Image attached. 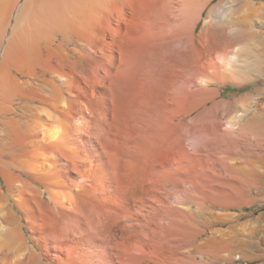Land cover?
Returning a JSON list of instances; mask_svg holds the SVG:
<instances>
[{
	"label": "bare ground",
	"instance_id": "6f19581e",
	"mask_svg": "<svg viewBox=\"0 0 264 264\" xmlns=\"http://www.w3.org/2000/svg\"><path fill=\"white\" fill-rule=\"evenodd\" d=\"M261 79L264 0H0V264H69L65 243L50 246V238L67 237L70 221L81 229L84 203L98 204L99 192L108 191L99 186L101 160L112 161V176H123L121 187L110 188L115 193L130 189L136 162L141 173L149 167L152 95L186 97L182 117L202 111L190 129L173 125L172 115V149L185 151L186 134L212 135L209 149L242 175L240 187L263 191L264 103L245 106L252 93L217 101L221 85ZM259 91L260 100L264 87ZM222 110L226 130L210 119ZM184 208L203 221L195 232L169 230L175 239L156 252L143 243L135 249L128 233L120 257L138 264H264V216L242 222V214ZM88 213L90 220L97 214ZM203 226L210 234L200 240Z\"/></svg>",
	"mask_w": 264,
	"mask_h": 264
},
{
	"label": "rangeland",
	"instance_id": "374dc122",
	"mask_svg": "<svg viewBox=\"0 0 264 264\" xmlns=\"http://www.w3.org/2000/svg\"><path fill=\"white\" fill-rule=\"evenodd\" d=\"M202 25L203 22L199 24L197 31L194 33L197 41H200L198 31ZM220 87L221 95L218 97V102L228 103L233 101L235 96H245L246 94L252 93L250 98L245 101V106H254L256 102L264 103V98L259 100L260 97H258L259 89L264 87V79L245 87L234 84H225ZM152 96L148 103L149 114H147L149 127L148 145L150 147L148 146L149 159L147 158L149 164L146 162V165L149 167L145 165L147 169L141 173L140 167L142 166L136 162L138 167H134L136 174L133 175L130 189L115 193L118 190L112 191L110 188L118 189L119 187L117 186L121 187L124 180L123 176L121 175L119 178H116L115 175L112 176L114 174L111 168L112 161L110 159L106 161L101 160V164H99V178L102 181V177L104 176L103 179H105L102 183H99V186L104 187V185H109L108 191L101 190L99 192L98 204L95 202L96 200L92 201L91 199L89 203H84L83 212L86 216H84V224L81 229H76L75 223L70 221L69 225H71L69 229L72 230L68 229L67 237H63L64 239H62V236H59L61 238L60 240L58 237L57 240L54 237V240L52 237L50 238V246L57 243V241L59 242L57 243L58 245L65 243L63 245L64 247L66 246L67 254L65 258L67 262L69 261V264H138L135 261L132 262V260L130 262V259L125 257V253L123 257H120L123 255V251H121L123 246H120V243H124L131 236L135 249L139 250L138 248H141V243H143L146 251L150 252L149 250H155L154 252H156L159 245L165 241L175 239V237L169 236V230H173L175 234H179L182 226H187L195 232L197 226L199 224L201 225L203 221L197 216L195 217L193 212L185 211V206H191L194 211L202 206L222 215L242 214L245 215L242 222H248V220L250 221L259 216H264V190H261L259 193L250 188L243 189L240 187V181H243V179L241 180L242 175L235 174L231 171L227 161L222 158V155L214 153L215 149H212V146L209 149V141L213 139L212 135L208 136V134L200 132L186 134L184 135L186 138H184L186 140L184 142L185 151L170 147V141L166 139L169 137V124L171 123L170 119L172 115H175L173 118H178L176 123L173 122V125H184L186 129H190L194 125L193 119L200 118L202 111H197L194 115L192 113L188 117H182V115H179L180 112L182 113L188 107L186 104L187 100H185L186 97H183L181 101V99L176 100L175 98L165 100L166 98H162L164 96L160 95ZM208 109L206 108V110ZM221 112L225 114L220 113L218 116V118L220 117L219 120L210 114L211 123L219 122L223 130H226L228 116L223 110ZM212 117H214L215 121H213L214 119ZM90 157L92 158V156ZM92 159L95 162V159ZM121 166L122 164H120ZM104 169H107L109 174L105 173ZM95 197L97 198V194ZM117 200L120 202H117ZM236 206H243V208ZM89 209L93 210V214H98H96L97 218L96 215H94L95 217L93 216L95 220H98L97 222L100 221L98 224H89V222L94 223L93 221H95L94 219H92L93 221L90 220ZM185 214L186 217H184ZM178 217L185 221L183 220L181 222ZM227 227H230V225ZM125 230L126 233L124 232ZM200 232L201 235L198 237L200 240L206 239L210 234V231H206L204 226L201 227ZM128 233L131 235H128ZM258 235H253L252 240L254 239L256 240L254 242L260 243L261 239ZM117 242H120L119 245ZM149 246L152 247L150 248ZM246 248L248 247L242 249ZM50 251L56 255L60 254L59 251L51 247ZM236 264L248 263L245 261H237ZM255 264H259V262Z\"/></svg>",
	"mask_w": 264,
	"mask_h": 264
}]
</instances>
